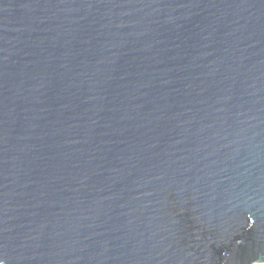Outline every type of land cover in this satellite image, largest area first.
<instances>
[{
	"label": "water",
	"instance_id": "95a60500",
	"mask_svg": "<svg viewBox=\"0 0 264 264\" xmlns=\"http://www.w3.org/2000/svg\"><path fill=\"white\" fill-rule=\"evenodd\" d=\"M0 264H264V0H0Z\"/></svg>",
	"mask_w": 264,
	"mask_h": 264
}]
</instances>
